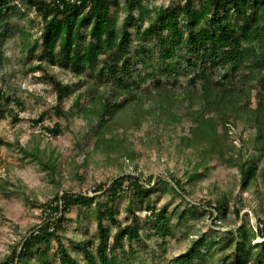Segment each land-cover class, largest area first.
I'll return each mask as SVG.
<instances>
[{"label": "rangeland", "instance_id": "1", "mask_svg": "<svg viewBox=\"0 0 264 264\" xmlns=\"http://www.w3.org/2000/svg\"><path fill=\"white\" fill-rule=\"evenodd\" d=\"M145 1L150 8L146 17H152L161 4L179 2L163 0L160 5H156L158 0ZM15 4L16 9L9 13L6 30L0 29V89L3 97L11 96L8 102L2 98L4 104L0 114V262L6 258L12 246L17 245L20 238L42 220V208L49 207L46 202L53 203L56 192L61 194L68 190L94 196L91 203L72 204L65 211V220L58 231L60 240L71 256L86 263L82 247L89 241V245L92 241L96 243L98 239L93 206L96 201L105 198L103 188L110 186L112 180L121 174H136L141 183L150 184L153 189L147 196L134 194L128 187L131 178L127 176L123 180L124 191L120 190L115 201L111 202L113 216L117 222L125 225L131 223L130 208L134 210L140 216V236L137 239L123 238L121 246L117 245L109 256H116L115 261L124 264H209L208 260L212 257L214 264L222 262L219 257L224 242L234 243L246 235L244 230L234 231L238 224L243 222L244 229H248L249 224L255 227L258 219L264 221V154L258 153L253 144L254 119L250 122L238 120L235 125L229 126L227 139L221 147L223 159L216 155L201 156L195 150V142L183 144L180 137L189 131L190 126L185 112L199 105L194 97L200 90L201 78L196 77L193 84L190 81L198 66H187L188 55L181 45L173 46L176 49L170 54L171 57L162 58L165 46H154L153 37L149 44L145 43L148 47L139 57V62L130 64L129 76L123 71L119 81L133 80L139 84H133L137 92L156 95L160 87L153 84V78L146 76L147 71L156 70L161 80L159 86L175 91L177 99H180L176 109L172 110L182 114V120L157 121L151 114L145 113L149 109L147 107L133 116L131 110L134 102L129 103L119 107V112L113 118L117 124L113 129H107L104 135L106 138L110 135L123 136L127 152L132 153V157L114 151L107 153L94 150L95 135L90 127L95 125V118L90 113L85 115L82 109L95 104L93 100L98 99V94L104 91L109 81L106 83L103 77L95 75V71L76 74L59 61L51 63L40 49V16L34 7H29L23 0H17ZM114 7L118 10L116 25H127L131 33L129 49L133 55L138 44L135 32L137 22H126L122 1L117 6L113 5L112 9ZM225 13L233 15L230 9L225 10ZM133 15L137 16L135 12ZM183 24L180 18L179 27L185 30ZM172 32L163 29L157 34L170 40ZM28 46H34L31 54L28 53ZM253 53L252 50L250 55ZM166 63L169 65L159 72L158 68ZM36 64H40V67ZM219 66L218 71L208 69L201 75L212 78L222 71ZM222 67L227 68L228 64ZM167 71L176 78L172 84L169 81L171 77L166 75ZM51 76L69 85V91L62 100L57 98ZM247 85L252 88L250 100L251 106H254L256 81H247ZM190 94L194 95V103L187 109L184 106ZM119 104L117 101V106ZM57 107L61 111L57 112ZM40 116L42 119L35 121ZM137 119L141 121L135 125ZM55 122L60 123L61 132L54 136L47 132L45 126H53ZM217 127L221 130L219 125ZM18 144L28 145L29 148L37 146L43 161H54L57 168L54 176L50 177L48 169L37 158L22 155ZM253 154H259L255 161L256 176L245 186L240 180V167L230 164L227 158L232 162L245 161ZM188 172L193 176L191 181L187 180ZM175 178L183 181L184 192H179ZM187 200L195 203L196 209L202 213L193 215L186 211L183 217H179L178 209L183 208ZM220 201L227 202V211L224 214L215 211L209 213L210 207ZM161 207L166 208L170 228V233L165 235L158 232L148 219L151 208ZM103 222L109 226L108 241L111 242L116 224L107 215L103 216ZM198 237L204 241L199 246L200 251L204 252V259L192 258L184 262L178 255ZM211 237L218 241L211 245L205 244ZM259 240V236H254L252 242ZM40 246L44 254L32 252L33 261L39 264H61L60 249L55 238H50L48 243L41 242ZM93 246L91 249L95 252ZM229 250L232 249L227 248L225 252ZM94 264L101 263L97 259Z\"/></svg>", "mask_w": 264, "mask_h": 264}, {"label": "trees", "instance_id": "2", "mask_svg": "<svg viewBox=\"0 0 264 264\" xmlns=\"http://www.w3.org/2000/svg\"><path fill=\"white\" fill-rule=\"evenodd\" d=\"M16 1L0 0V29L6 30L9 13L16 9ZM23 1L29 7H34L36 14L40 16L42 24L40 49L51 63L59 61L76 74L95 71V75L103 77L106 83L109 81L104 91L98 94V99L93 100L95 104L82 109L85 115L90 113L95 118V125L90 127L95 135L94 150L98 149L107 153L114 151L125 157H132V153L127 152L123 136L110 135L106 138L104 135L107 129H113L117 124L113 118L119 112V107L129 103L134 102V108L131 110L133 116L147 107L149 109L145 113L151 114L157 121L182 120V114L172 110L176 109L175 106L181 102L180 99H177L175 91L159 86L161 80L156 70L146 72V76L153 78V84L160 87L156 95L149 96L146 92H137L134 85L139 86V84L133 80L123 83L119 81L123 71L129 76L130 64L139 62V57L148 47L145 43L149 44L154 37V46H165L162 49V58L171 57L170 54L176 49H173V46L181 45L188 55L187 66H198L195 76H192L190 81L193 84L196 77L201 78L200 90L195 97L190 94V99L184 107L187 109L192 107L194 98H197L199 105L185 112L187 119L190 120V126L189 131L180 137V141L185 145L195 142V150L201 156L216 155L223 159L221 147L227 139L229 126L235 125L238 120L250 122L254 119L253 144L258 153L264 154V0H179L176 4L172 2L166 5L161 4L152 17H146L150 13V8L145 0ZM119 1H122L125 8L126 22L129 24L137 22L135 32L138 44L133 55L129 49L131 33L127 25L124 24L121 27L116 25L118 10L117 7L112 9V6H117ZM229 9L235 17L225 13V10L229 11ZM134 12L137 16L133 15ZM180 18L184 21L185 30L179 27ZM163 29L168 32L173 31L170 40L166 36L157 34ZM182 33H184L183 38ZM27 50L31 54L34 46H28ZM252 50L254 53L250 55ZM219 64L222 70L220 74L212 78L201 75V72L208 69L218 71ZM224 64H228V67H222ZM36 65L40 67V64ZM168 65L169 63H166L162 68L159 67V72ZM166 75L171 77L169 79L171 84L176 81L170 71H167ZM51 77L57 98L62 100L69 91V85ZM226 79L229 80L226 82ZM250 80H255L257 84L254 106H251L250 100L252 88L247 85V81ZM10 97L8 95L3 97L0 89V114L3 111L2 101L8 102ZM117 101L120 102L118 106ZM56 111L61 109L57 107ZM14 119H16L15 114ZM41 119L40 116L35 121ZM140 121L141 119H137L135 125H138ZM45 129L54 136L61 132L59 122H55L53 126H45ZM18 147L22 155L37 158L44 168L48 169L50 177L54 176L56 164L51 159L43 161L42 153L37 146L29 148L28 145L18 144ZM258 158L259 154H253L245 161L232 162L230 158H227V161L240 167L241 183L247 186L256 176L255 161ZM127 176L131 178L128 187L134 194L147 196L153 189L152 185L141 183L136 174H121L112 180L110 186L103 188L105 198L96 201L93 206V213L97 218L98 239L96 243L92 241L95 244L91 242V247L90 241L82 247L86 263L71 256L60 240L58 231L65 220V211L72 204L91 203L94 196L81 191L64 190L61 194L56 192L53 195V203L46 202L49 207L42 208V220L32 226L20 238L17 245L12 246V250L0 264H39L31 259L30 254L32 252L44 254L40 243H48L50 238L57 240L61 264H94L97 259L101 264H124L121 261L116 262V256L111 257L109 253L114 251L117 245L121 246L123 238L137 239L140 236L138 230L140 216L130 208L131 223L122 225L114 219V210L111 207V202L115 201L120 190L124 191L122 183ZM192 179V174L188 172L187 180ZM175 184L179 192L185 191L183 181L175 178ZM99 187L101 189V186ZM196 207L195 203L187 200L183 208L178 209V216L183 217L186 211L193 215L202 213ZM210 209L209 213L213 214L215 211L224 214L228 205L226 201H220ZM235 211L239 214L238 210ZM104 215L116 224L115 231L111 235V242L108 241L109 226L103 222ZM166 215L165 207L151 208L148 215L150 222L162 235L170 233ZM244 227L245 224L242 222L234 228L236 232L245 231L246 235L243 239L234 243L224 242L221 248L222 254L219 257L222 262L219 264H264V221L262 226L254 227L249 224L248 229ZM254 236H259L261 239L258 242H252ZM215 241L218 240L211 237L205 241V244L211 245ZM202 243H204L202 238H196L178 256H181L184 262L192 258L204 259V252L199 249ZM92 246L95 252L92 251ZM227 248L232 250L225 252ZM252 250L255 251L250 256L249 253ZM213 260V257L210 258L208 263L214 264ZM44 264L47 263L44 262Z\"/></svg>", "mask_w": 264, "mask_h": 264}, {"label": "built area", "instance_id": "3", "mask_svg": "<svg viewBox=\"0 0 264 264\" xmlns=\"http://www.w3.org/2000/svg\"><path fill=\"white\" fill-rule=\"evenodd\" d=\"M164 1L167 2V1H169V0H164ZM164 1H163V0H158V1L155 2V4H156V5H160V3H161V2H164ZM157 7H158V6H157ZM256 226H262V221H259L258 224H257ZM256 226H255V227H256ZM260 239H261V237H260Z\"/></svg>", "mask_w": 264, "mask_h": 264}]
</instances>
